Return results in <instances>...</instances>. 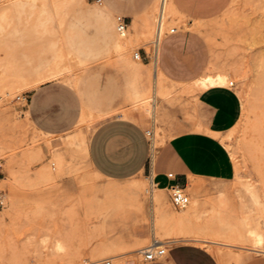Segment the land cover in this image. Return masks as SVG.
I'll list each match as a JSON object with an SVG mask.
<instances>
[{
  "label": "rangeland",
  "instance_id": "obj_1",
  "mask_svg": "<svg viewBox=\"0 0 264 264\" xmlns=\"http://www.w3.org/2000/svg\"><path fill=\"white\" fill-rule=\"evenodd\" d=\"M198 2L203 12L197 18L179 12L175 3L173 11L169 0L166 5V26L191 32L183 37L182 46L196 44L202 60L187 71L188 77L196 76L193 83H182L156 73L153 60L134 56L141 48L149 51L159 0L128 28L131 39L123 48L117 44L122 36L116 28L118 13L111 7L114 0H0V196L5 204L0 208V264H132V257L96 251L104 234L95 203L105 201L110 188L135 183L143 189L141 207L115 213L118 218L121 211L124 219H115L113 235L146 234L140 259L160 239L151 194L164 197L166 208L175 215H183L191 204L192 210L196 206L190 229L212 241L207 242L212 248L222 250L224 260L214 254L220 264L264 257V252L255 250H264V0H229L213 16L214 9H207L227 0ZM56 63L65 69L66 78L53 79L66 81L80 92L86 118L64 135L49 136L30 124L26 105L36 79ZM217 74H227L224 86L237 92L242 105L240 117L219 134L229 150L230 180L194 183L193 189H186L189 205L178 209L171 204L169 191L153 187L145 174L116 183L93 171L80 143L101 122L144 115L153 120L150 138L159 147L178 134L177 107H186V114H191L198 93L213 87L194 84ZM39 147L40 155L29 154ZM42 169L52 177L41 176ZM221 210L232 217L231 228L237 224L243 231L242 241L221 227L217 218ZM252 229L262 233L260 245L249 233ZM174 243L209 248L173 235L164 237L160 245Z\"/></svg>",
  "mask_w": 264,
  "mask_h": 264
},
{
  "label": "crops",
  "instance_id": "obj_2",
  "mask_svg": "<svg viewBox=\"0 0 264 264\" xmlns=\"http://www.w3.org/2000/svg\"><path fill=\"white\" fill-rule=\"evenodd\" d=\"M154 1L114 0L111 7L117 15L124 16L131 27L139 22L141 14L150 9ZM228 2H222L218 7V3L212 5L207 11L214 9L211 16L218 14ZM174 3L179 12L194 18L203 12L198 0H174ZM190 34L178 31L168 35L172 37L162 42L159 56L154 61L156 73L160 67L174 81L193 83L196 76L188 77L187 71L194 70L202 60L196 44L189 48L182 46L183 37ZM140 50L143 55L148 52L146 48ZM194 106L191 114H186L188 108L177 107L178 134L159 147H154L148 135L153 129V120L144 115L114 117L101 122L88 142L91 168L103 180L116 183L145 174L162 190H168L173 184L187 189L194 183L230 180L233 168L229 150L219 134L240 117V97L233 88L213 86L198 93ZM194 110L198 117L194 116ZM26 111L31 125L38 132L49 136L64 135L72 131L82 117V97L66 81L47 80L29 92ZM125 236L128 246H135L132 250L128 247L118 253L125 258H134L132 264H220L212 252L192 243L168 245L164 258L145 262L139 257L146 234L140 232L136 236L133 233ZM96 251L100 253L98 249ZM244 264H264V257L253 258Z\"/></svg>",
  "mask_w": 264,
  "mask_h": 264
},
{
  "label": "bare ground",
  "instance_id": "obj_3",
  "mask_svg": "<svg viewBox=\"0 0 264 264\" xmlns=\"http://www.w3.org/2000/svg\"><path fill=\"white\" fill-rule=\"evenodd\" d=\"M169 6H170V8L173 11L176 12V9H175V6H174V0H169ZM121 36H122V39L119 42H117V44H118V46L120 48H123L124 46H127L130 43V39H131L130 37L131 36L129 35L130 37H127V32L121 34ZM162 42L160 43V45H159V47L157 49V54H156V57L157 58H158L159 53H160V49H161V46H162ZM64 70L65 69H63L62 67H60L56 63L47 72H45L44 74L39 75V77L36 79L37 85H39L40 83H42L44 81L52 80L53 78H59L61 76H64L65 75ZM158 71L161 72L162 74H164L162 72V70H161L160 67H157V72ZM69 79L67 81H69ZM226 82H227V74H217V75H214V76L213 75H207L206 77H203L200 80H198L194 85L195 86H198L199 85V86H202V87L224 86L226 84ZM77 84H78V80H77ZM8 94H10V92H8ZM138 96L139 95H137V97ZM85 118H86V112L83 111V114H82V117H81L79 123L82 122V121H84ZM30 124H32V123L30 122ZM33 128H34V126H33ZM89 138L90 137H88V138H85L84 137L81 140V143H80V149L85 152V154H86L87 157H88V142H89ZM49 143H51V142L49 141ZM67 144H68V142H67ZM48 145L49 144H47V146ZM78 151H80V150H78ZM40 153H41V148L40 147H39V150H37V151H34L33 149L29 151V154L32 155L33 157L40 155ZM54 153H55V151H54ZM58 155L60 156L59 153H58ZM60 157L62 159V155ZM60 157H59V159H60ZM40 175L41 176H44V177H47V178H51L52 177V173L50 171H48V169H42V171L40 172ZM2 180L3 179H0V181H2ZM193 188H194V184H192V186H190L187 189L190 190V189H193ZM141 190H143L141 188V185H139V184L136 185V183H135L134 186H132V184H130V187H117V186H115V187L110 188L107 191V194H106L107 195V197H106L107 199L105 201H103V200L102 201H99L98 200V202L95 203V207L97 206V210H98L97 211L98 218L101 221V224H100L101 227L100 228H101V230L103 231V234H104L103 240L99 243V246L96 247V250L98 249L100 253H116V252L118 253V252H121L123 250H126V249H128V247H130V246H128V244L126 243V241L124 239V236H125L124 234L123 235L122 234H117V232H116V234L114 233L115 235H113L114 226L117 225V221H118V220H115V219L121 218L120 216H122V215H120V213H121V211L123 212L125 209H128V210L130 209L131 210L133 207L136 208V209H137V207L138 208L141 207V204H140V202H141V198H140ZM92 193H93V191H92ZM87 194H88V192H87ZM150 198H151L152 206H154V218L157 220V222L154 224V228L156 230L155 232L160 237V239H157V241H155L152 244V247L153 246L160 245L162 243V240H163L164 237L172 236L173 235V236L182 237V238H184V240H191V241H194L196 243L207 244L205 246H208L209 248H206V249H208L210 252H212L213 254L217 255L218 257H220L221 260H224L223 259L222 250L212 248L210 246V244H208L209 242H212V241L207 240V239H204V238H201V236H200L201 234H198V232H197V234H195V233H193L194 231L192 232L193 229L192 230L190 229V224L192 223L193 217H194V215L196 213V210H194L196 208V206L193 209L195 213L192 210V207L194 205L191 204V206L189 207V209L183 215H175L176 213L175 214L174 213H170V211L168 210V208H166L165 201H164V197H162V196H156L154 194H151V197ZM227 206H228V204H227ZM219 207H222V206H219ZM215 208L216 207H213V209H215ZM225 208H227V207H225ZM230 209L232 210V207H230ZM119 210H121V211H120V213H118V218H117V216H116L115 213L119 212ZM217 210H218V207H217ZM217 214H218L217 218L220 221V225L221 224L223 225V227L225 228V231L226 230H229V234L232 237H234L236 240L242 241L243 238H244V233L239 228V226L235 223L236 225H234L232 228L230 227V225L232 223V220H233V219H231L232 217L230 218L228 216V214L225 213L223 210H221ZM210 215L212 216V214H210ZM215 215H216V213H215ZM122 218H123V216H122ZM217 218H214V219H217ZM120 221H121V219H120ZM234 221L237 222V220H234ZM240 222H241V219H240ZM123 223H124V221H123ZM222 225H221V227H222ZM214 226H216V225H214ZM206 228H205V230H206ZM120 229L121 228L119 227V230ZM199 229H202V228L200 227ZM126 232L127 231H125V233ZM100 233H101V231H100ZM249 233L250 234H253V236H255L256 242H257L258 245H260L262 243V241H263V235H262V233L260 231H258L256 229H252V230H250ZM214 234H215V232H214ZM227 235H228V233H227ZM214 243H216V242H214ZM252 243H253V240H252ZM211 244L213 246V243H211ZM134 246L135 245H133L132 248L130 247L129 249L132 250ZM252 250H253V248H252ZM255 250L256 251H259V252H264V250H262V249H260V250L259 249H255ZM229 254H230V252H229ZM225 261H226V259H225ZM227 261L225 262V264L228 263Z\"/></svg>",
  "mask_w": 264,
  "mask_h": 264
},
{
  "label": "built area",
  "instance_id": "obj_4",
  "mask_svg": "<svg viewBox=\"0 0 264 264\" xmlns=\"http://www.w3.org/2000/svg\"><path fill=\"white\" fill-rule=\"evenodd\" d=\"M100 1V0H99ZM168 0H159L160 3V12L157 17L156 27H155V34L154 39L151 44V48L148 52H144L143 55L141 53V50H138L135 53V58L139 59L141 61H155L156 60V54L157 49L160 45V43L171 34H175L178 32V29L176 27L168 28L166 26V19H165V11H166V4ZM116 28L119 34L126 33L129 28V23L127 19L122 15L116 16ZM230 86H234V82H230ZM152 134L151 131L148 132V135L150 136ZM171 176V174H170ZM153 187H156V184L152 182ZM169 196L171 204L178 209H184L186 208L190 203V197L186 192V189L181 187L178 184H173L168 187ZM4 199L0 196V208L4 207ZM168 252V245H157V246H151L148 247L143 251V260L145 262H154L157 260H160L164 258L167 255ZM105 264H112L111 261H106Z\"/></svg>",
  "mask_w": 264,
  "mask_h": 264
}]
</instances>
